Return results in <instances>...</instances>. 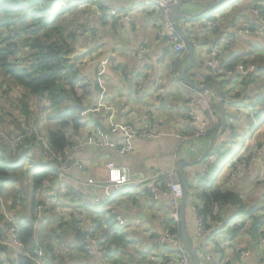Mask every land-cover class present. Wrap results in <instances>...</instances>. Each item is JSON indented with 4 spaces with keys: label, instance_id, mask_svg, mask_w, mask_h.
Listing matches in <instances>:
<instances>
[{
    "label": "trees",
    "instance_id": "16d2710c",
    "mask_svg": "<svg viewBox=\"0 0 264 264\" xmlns=\"http://www.w3.org/2000/svg\"><path fill=\"white\" fill-rule=\"evenodd\" d=\"M138 3L139 0L136 3L137 5L119 8L120 11H126L130 8L128 15L131 18L130 22L119 27L121 33L128 26L131 28L133 13L139 9ZM105 5L113 6L107 0H0V91L4 93L5 98H8L9 101L13 99V93H9L11 89L17 88L20 91L17 93L18 96L15 97L17 103L21 104L20 114L24 118L23 120H28L33 125L27 131L19 125L17 128L20 129V133L15 138L11 136L9 139L0 137V264H56L59 257L57 251L60 247L67 248L68 244L66 242L73 244L74 247L71 248L77 253L73 256V261L76 262L72 264H124L125 261L126 264H137L138 262L139 264H158L155 261L150 262L146 254L144 257L145 263H142L143 258L139 260L132 255L133 250L130 248V244L145 240L147 243H152L155 249H162L164 256L166 254H177L169 245L163 247L154 245L150 241L151 238L144 236L143 233H133V240L127 239L125 234L121 232L120 227L122 226L116 221V217L122 216V208H112L116 210L115 214H112L111 209L105 211L102 208L103 206L100 207L103 204L99 206L88 205L87 201L93 197L90 196V192L86 191L87 196L85 190L81 187L78 191H75L76 186H70L67 177L60 172V165L65 160L66 151L86 135L85 132L91 124L95 123L92 127L100 128L101 124L97 122V117L91 118L90 115L88 118H84L83 113L88 110L90 104H92L91 102L96 101L94 98L98 99V97L103 98L104 96V93L99 92L93 85L97 82L102 84L104 76H107V70L114 73L116 71V68L112 67V63L109 64L112 55L102 59L104 57L100 53L102 49L97 47L102 45V43H99L101 33L102 35L106 33V36L112 35V29L110 30V28L113 25L108 27L106 23L109 18L112 22H114V19L112 16L109 17ZM263 7L260 6L259 18L256 17L253 23L257 21L256 24H263ZM105 11L109 16L105 14ZM114 27L117 28L116 25ZM202 27L205 31L206 26L202 25ZM218 28L216 26L211 33L207 31L206 35L211 34L210 37H212ZM255 28L258 29V26L253 27L251 23L249 32L254 33ZM85 30L87 36H83ZM259 30L261 33L262 28ZM80 33L82 38L75 42ZM118 35L117 33L115 36ZM220 39L221 37L214 39L212 42L215 43V46L209 50L217 49L218 46H225L229 43L222 42ZM78 41H80L79 45L82 44L85 47H93L94 45L99 50L80 54ZM89 41L93 44H86ZM260 48H263V53L259 56L250 55L251 57L239 59L237 57L236 60L228 58L226 63L222 62L223 66L233 71L234 77L217 80L206 75L203 70L211 72V69L206 67L205 62L202 60L198 61L195 53L193 54L192 66L186 72V75L189 78L196 76L193 70L198 72L202 68V73H198L201 74L198 76L200 82L202 84L215 82L221 89L223 85H231L234 79L239 78V85L231 93L232 101L243 100L245 95H248L251 91L255 93L254 103L264 102V84L256 80V75L264 73V45L262 47L258 46V49ZM75 53L79 56L74 55ZM82 57H88V64L83 63L81 65L79 63ZM96 62L98 63L96 64ZM178 62L181 61L175 58L171 64L172 69L175 68ZM240 63L246 67L256 64L259 68L251 74L241 76L236 72V66ZM88 71L93 72L94 84H90L89 78L85 76ZM173 81L178 82L176 76ZM170 86L173 87L172 84ZM170 86L165 92V100L168 101L166 110L172 111V109H175L177 111L176 107L179 101H176V99H180L183 105L188 106L187 90L178 89L176 94L171 95ZM77 88L83 91L84 100L77 95ZM186 88L188 87L186 86ZM261 91H263L262 94ZM263 108L264 105L259 107V109ZM0 112V120L3 121L4 112ZM34 115H36V118L31 121L29 118ZM6 117L11 116L7 114ZM40 118L43 124L41 127L35 128ZM85 119L88 120L85 121ZM244 119L250 120L247 117H244ZM43 135L46 138L45 143L43 139L41 140ZM234 138L232 134L224 140L220 147L216 148L215 154H212L213 156L216 155L213 162L217 160V155L221 154L227 143ZM246 146L247 144L243 148ZM11 147L14 150H11ZM256 148L257 145H253L249 153L255 154ZM262 155L264 156L263 153ZM261 163L264 166L263 159ZM209 165L211 164L209 163ZM208 168L210 166H206V171ZM262 171V175H264V169ZM202 173L203 176L201 177ZM202 173L195 176L199 180H203L206 178L205 170ZM263 190L264 188H262ZM62 191H65V193L61 194ZM145 192L152 198L148 189ZM49 193L51 195H48ZM67 195L73 200L74 205L81 209L82 213L77 212L78 215L71 214L69 227L62 230L61 218L56 214H52L56 205L48 206L44 200L48 199L50 202L60 201V198L66 199ZM189 196L190 190L188 189L186 212L190 209L188 205ZM261 196L263 197V194ZM161 198L163 197L160 196L158 201L151 199V203L147 202V205L153 206L160 203L164 204V207L157 206L159 208L158 212H164V217L158 218L160 222L154 224L153 227L156 232L153 233V236H157L162 222L167 223L171 232H178L179 230V227H174L168 218V197L164 195V201ZM195 198L198 201L196 211L204 217L202 222L204 232L201 243L211 239L218 232L222 235L226 233L231 236L239 235L237 230H235V234L232 230L233 227L229 228L231 232L224 230V226L228 227L230 224L229 215L234 214L238 219L240 214L247 213L251 215L254 211L257 213L260 210L254 206L246 207L243 210L242 200L244 198L240 197V191L231 190V188L223 185L220 187L215 184L206 186V189L200 195H196ZM8 200L11 203L16 202L7 206ZM17 202L22 204L25 210L29 206V209L26 210L27 214L24 215L19 212L21 209L14 210L15 212L11 211L15 208ZM68 205L72 207L69 203ZM87 206L94 209H92L94 212H91L90 215L104 213L109 215L107 219L93 221L95 226L88 233V236L91 237L90 240H94L91 243L86 240L78 241L77 237L80 235V230L74 228L76 224L82 222L80 216L85 214ZM38 210L42 211L38 212ZM50 216L53 217V220L49 219ZM53 224L56 226H53ZM85 225L86 223H84ZM263 225L261 218H256L251 224V231L248 232L253 235V243H248V247L233 248V253L227 255L226 259L220 258V261H224V264H234V262L235 264H242L244 259L241 256L242 250H249L252 254L258 256L257 245L264 233ZM9 228H12L13 232H10ZM15 238L22 248H17L13 244ZM189 238L192 240L190 236ZM233 239H236V237ZM201 243L196 245L197 251L202 249ZM88 244H90L89 247ZM85 247L93 249L95 255L88 256ZM35 249L42 250L41 258H37L33 253ZM130 249L132 252H130ZM217 250L221 252L220 248ZM116 255L118 260L115 259ZM119 256L123 258V263ZM97 259L99 263H97ZM263 259L264 256L260 259L264 264ZM35 260H38V262ZM60 262H62V259H60Z\"/></svg>",
    "mask_w": 264,
    "mask_h": 264
},
{
    "label": "crops",
    "instance_id": "0c3cea01",
    "mask_svg": "<svg viewBox=\"0 0 264 264\" xmlns=\"http://www.w3.org/2000/svg\"><path fill=\"white\" fill-rule=\"evenodd\" d=\"M107 1L118 8L137 5L136 3L138 2V0ZM215 1L216 0H200L197 2L180 3L178 5V12L196 15L201 11L203 6L210 5ZM253 2L260 3L259 0H245L244 4L236 8L234 12L226 14L225 11V13L218 15L215 20L207 18L204 22H200L201 20L191 21L185 20L181 17L178 18V25L188 39L194 44V53L198 61L202 60L206 64L204 54L208 52L211 47L215 46V43L212 42L214 39L212 37L214 35L216 38L221 37L220 40L229 41L227 45L218 46L217 48V56L221 62L226 63L228 58L236 60L237 57V59H239L246 58L250 55L259 56L263 52V49H258V46L262 47L264 45V20L262 22L263 24L260 23V25L256 24L257 21L253 23L256 16L252 15L249 12V9L250 7H256V9L260 8L257 4L254 5ZM138 8L139 9L133 13L131 28L125 29L123 34H119L117 37L112 35L106 36V33H103V35L101 33L99 35V39L101 38L99 43H102V45L97 47L102 49L100 51V53L104 55L102 59L112 55L109 64L112 63V67L116 68V71L114 73L111 70H107V76H104L103 83H100V85L97 82L100 88L99 92H103L104 96L103 98H94L96 101L105 103L101 109V113L98 114L96 118L97 122L101 124L99 130L103 135L109 136L113 139L121 138L123 136V130L120 127V124H128L132 126L136 134L131 142V149L125 154L97 149L86 150L74 154L71 161L78 163L82 169L71 168L65 174V177H67L70 186H81L85 190L87 196L88 193L86 191H88L93 185L100 186L99 189L90 192V196H93L90 199L105 200L106 198H109L106 203L112 201L114 204L112 208H122V216L120 218L126 222L125 229L136 227L132 225L133 222L143 218L142 226L138 227L142 231L141 234L143 233L144 236L150 237V241L153 242L154 245L160 246L153 241L158 236L160 230H158L157 227L158 234L157 236H153V233L156 232V229L153 226L154 224H157L156 222H160V219L158 218L164 217V212H158L159 208H157V206L164 207V204L160 203L159 205L155 204L154 206L147 205V202L151 203L152 198L145 192L146 189L149 190L150 187L158 184L156 180L151 179L157 174L154 169L158 170L160 173H165L172 169L176 172V164L202 158L211 144L213 134L219 129L216 141L214 142L209 155H212L213 153L215 154L216 148H218L219 145L221 146L226 138L232 136V132L229 130L227 131V128L223 133L221 131L220 118L216 108L218 101L217 98L216 100L209 102L210 107L212 108L211 115L199 105L190 106L189 102L187 103L188 106L183 105L180 99H176V101H179L178 106L176 107L177 111H175V109L173 112L171 110H166L168 101L165 100V92L169 89V86L172 84L173 87H177L180 90H183L184 88L181 85V82L178 81L177 83L173 81L174 75L177 78V74L176 66L172 69L171 64L175 58L177 59V54L169 51L164 39L159 40L154 36L157 26L161 24L160 12L157 10H151L142 4L138 5ZM208 21L215 22L219 27L215 30L212 37H210L211 34L206 35L203 30L204 28L202 27V25L207 26ZM251 23L253 27L258 26V29L255 28L253 30L254 33L244 31V25H250ZM198 27L201 29L197 32L194 29ZM260 28H262L261 33L259 30ZM117 38H119L118 44ZM103 45L105 46L102 47ZM126 46H130V52H127V49L125 48ZM87 59L88 57L84 59L83 63L88 64L89 60ZM97 63L98 62H96V64ZM252 65L259 68L256 64ZM189 69L190 68H188L187 71ZM121 72L125 73L124 77L119 75ZM203 72L214 78L210 71L203 70ZM195 75L198 77L201 74L197 73ZM199 83L202 84L201 82ZM211 83L216 84L215 82ZM237 83L236 86L239 85V82ZM228 86L230 87V85ZM235 88H230L229 93L224 91L227 103L232 102L231 93ZM250 93L251 91L248 95ZM190 98L191 96L188 94L187 100L189 101ZM168 111L172 113L171 117H167V115L164 114ZM190 113L195 114L206 123L205 136L199 140L198 145H196L193 150L190 149L186 143H182L177 137L179 135L183 137L191 136L192 133L198 129L199 125L189 118ZM146 121L150 122L149 124L152 125V131L159 133L158 137L148 139L137 135L139 126L148 123ZM164 132H172L173 135L164 136ZM263 140L264 137L262 140L259 139L255 142L251 140V144L241 149L240 153H238V156L241 157L242 152L252 150L251 148H248L250 145L253 147V145L256 144V152L261 158L259 157L257 162H255L254 159H251V161L247 162V165L243 167L239 173L230 171V173L226 174L228 179L223 184L224 186L233 189L232 186L238 184V179L243 180L239 181V186L237 188L241 190L240 197L242 195L244 197L249 190L247 188L248 183L250 184V181H252L251 184L253 188H256L255 190L258 191L256 192V195H258L256 198L257 203L259 202L258 200H260L259 197L261 195L258 193L261 188L257 186L256 183L257 181H263L264 178V175H262L263 171L260 168H257L259 165L262 166V159L264 161V156L262 155V153L264 154ZM206 158H208V156ZM107 160L114 161L127 168L131 179V184L126 188L124 187L125 189L122 188V191H115V195H112L110 192L112 190L106 186L107 171L105 169V163ZM200 163H202V161L183 166L182 171L185 176L201 174L204 171L205 166L200 168ZM254 167L256 168L255 171H253ZM230 180H233V185L229 187L227 182ZM138 184L141 185L138 186ZM125 191H127L126 197L124 199H119L117 194L124 193ZM246 195L245 197H248V195ZM161 197H163L161 200L164 201V196ZM102 206L103 205L100 207ZM19 212H22L24 215L27 214L24 206H22V209ZM79 224L82 227L84 222L82 221ZM79 224L74 226L75 230L77 229L76 226ZM92 224L93 222H86V228L79 233L81 235L84 233L87 234L83 240H86L88 243L94 241L90 240L91 237L88 236V233L90 232L89 226L91 227ZM185 227L187 228L188 235L193 238L196 230V222L194 214L190 209L185 212ZM246 234H248V232ZM234 241L236 242V239H234ZM140 243L142 251L136 252L137 250L134 249V244H130V248L134 249L132 252L134 257L139 260L143 258L142 263H145V254L148 255L146 257L150 262L155 261L156 258H161V255L164 254L162 249H155L152 243H147L146 240ZM89 246L90 244H88V247ZM245 246L248 247V244H245ZM171 256L175 255L172 254ZM115 259L118 260V256L115 257ZM260 259L262 258L249 252V255L243 259L242 264H263ZM121 261L122 263L124 262L123 260ZM220 262L221 264H224V262ZM97 263H99L98 259ZM137 264H139V262Z\"/></svg>",
    "mask_w": 264,
    "mask_h": 264
},
{
    "label": "built area",
    "instance_id": "2783aa9c",
    "mask_svg": "<svg viewBox=\"0 0 264 264\" xmlns=\"http://www.w3.org/2000/svg\"><path fill=\"white\" fill-rule=\"evenodd\" d=\"M200 0H139V3L144 5L145 7L151 9V10H157L160 12L161 16V24H159L154 32V36L161 40L164 39L166 41V44L168 46V49L172 53L177 54V59L182 60L185 57L187 48L182 40V38L178 35V33L175 31L173 23L170 20V13L174 5H179L180 3H186V2H197ZM108 11V14L112 16V18L117 22V24L120 26L124 25L125 23H128L131 21V18L128 15L129 10L121 11L122 14L118 15V12L120 11L119 8L105 5ZM249 11L259 18V9H252L250 8ZM157 24V23H156ZM216 23L212 21L207 22V29L208 32H212L214 28L216 27ZM244 30L249 31L250 25L245 24ZM229 42L226 40H222V42ZM206 59V67H209L211 69V74L214 78L217 80L221 79H228L230 77H234V73L231 69L226 68L223 66L222 62L218 59L217 56V49L208 50L204 54ZM255 65H248L247 67L243 64H238L236 66V72L238 75L246 76L248 74H251L256 70ZM103 71V69H102ZM239 78L234 79L232 81V84L230 85V88L233 89L238 84ZM181 85L184 87L183 89H186L188 94L191 96L189 100V105H199L205 110L206 112L212 113V108L210 107V101L216 100L215 95L210 91H195L190 88H186L185 84L181 83ZM233 85V86H232ZM237 87V86H236ZM225 98V102H226ZM101 107L97 105V103L90 104L88 110L83 113L84 118H88L91 115V118L97 117L98 114L101 113V109L104 106L105 103L101 102ZM227 104V102H226ZM264 104L260 105L262 107ZM244 117H248V114L244 115ZM189 118L194 122L197 123L198 129H196L191 136H177L182 143H186L190 149L193 150V148L198 145L199 140H201L205 136V126L206 123L201 120L198 116H196L193 113H190ZM148 122V121H146ZM148 123L141 124L139 126V129L137 131V135L142 138H156L158 137L159 133H155L152 131L151 127L152 125ZM95 124V123H93ZM93 124L90 125V127L86 130L85 134L82 138L78 140V142L71 146L67 151L65 155V160L62 161L60 165V172L62 175H65L69 169H77L82 167L75 162L71 161V158L74 154L84 152L86 150H102V151H113L118 154H125L130 151L131 149V142L133 138L135 137L136 132L134 131L133 127L128 124H120V127L123 130V136L121 138H107L105 135L102 134V132L95 127H92ZM164 136H172V132H164ZM195 144V145H190ZM220 147V145H219ZM186 151V150H185ZM260 156L257 154H251L246 155L245 152L241 153V157H237L235 160H233L231 164V171H234L235 173H239L243 167L247 165V162H250L251 159H254L255 162L258 161V158ZM59 162L61 160H58ZM64 167V168H63ZM105 169L107 171V181L106 186L107 188H110L112 191L111 194H115V191H122V188L127 187L129 184H131L130 175L128 172V169L125 168L122 165H119L115 163L114 161L107 160L105 163ZM157 174L151 178L152 180H156L158 183L157 185H153L149 188V193L152 196L153 201H157L160 196H167L168 197V206H169V215L168 218L172 225L174 227H179V211H180V203L182 200V190L181 185L179 182V179L177 177V174L174 169L165 172L160 173L158 170L154 169ZM61 178V177H60ZM62 179V178H61ZM141 184H138V186ZM81 186H76L75 191H78ZM82 188V187H81ZM100 186L93 185L88 191H95L96 189H99ZM190 199H189V207L194 214L195 222H196V230L195 234L192 238V242L195 245L201 243V237L203 235L204 229L202 222L204 221V217L199 215L196 211V205L198 204L197 199L195 198V195L190 192ZM109 198H106L105 200H99V199H89L87 201V204L90 206H99L101 204H104ZM188 202V197H187ZM20 209L19 202L16 203L15 208L11 209V211L15 212L14 210ZM111 209V213L115 214V209ZM41 211V210H38ZM75 214L78 215L77 212L74 210ZM116 221L119 223L120 226L125 227L126 222L122 220L120 217H116ZM143 223V218L135 220L133 222V226L141 227ZM10 232H13L12 228H9ZM155 243H157L160 246L163 245H169L172 247V250L177 253L176 256H168L166 254L161 255V258H156L155 262L158 264H190L191 260L189 255L183 250L181 239H180V233L178 232H171L169 230V227L167 223L162 222L160 224V232L158 236L153 240ZM93 242V241H92ZM17 248H22V246L18 243V241L15 238V241L13 242ZM261 248L264 250V233L261 235L257 248ZM87 250V255L92 256L95 255V251L91 248L85 247ZM217 250L215 252V255L217 256ZM104 252V251H103ZM33 253L37 256V258L42 257V250L35 249ZM198 257H199V263L198 264H220V259L218 261L217 257L215 260L208 255V254H202L201 252L197 251ZM249 255V252H241L242 257H247ZM38 262V260H35Z\"/></svg>",
    "mask_w": 264,
    "mask_h": 264
},
{
    "label": "rangeland",
    "instance_id": "374dc122",
    "mask_svg": "<svg viewBox=\"0 0 264 264\" xmlns=\"http://www.w3.org/2000/svg\"><path fill=\"white\" fill-rule=\"evenodd\" d=\"M244 2H245V0H227L221 6L213 9L212 11H210L206 14H204L203 18H201L200 22H204V20L207 18H209L210 20H215V19H217L218 15L225 13V11H226V14H228L229 12L232 13L236 10V8H238L239 6L244 4ZM259 2L260 3H257V2H253V3H254V5L257 4L258 7L264 6V0H259ZM138 5H140V4H138ZM128 10L130 11V8H128ZM263 12H264V7H263ZM105 14H106V11H105ZM120 14H122L121 11L118 12V15H120ZM107 16H109V15H107ZM109 17H111V16H109ZM106 25L108 27L113 25L112 28H110V30L112 29V31H111L112 36H115L117 33L118 34L121 33L119 25L117 24V22H115V20H114V22H112L111 18H109L107 20ZM115 25L117 26V28L114 27ZM204 26H206V25H204ZM129 28L130 27L128 26L127 29H129ZM86 30H87V28H86ZM86 30L84 31L83 36H87ZM194 30H200V29L196 28ZM207 31H208V29L206 26L205 33H207ZM81 33L78 35L79 37L76 38L75 42L79 38H82ZM121 34H123V32ZM212 38L216 39L215 35ZM118 42H119V38H117V44H118ZM79 44H80V41H78L77 45H79ZM86 44L91 45L93 43L91 41H89ZM184 44H185V42H184ZM185 46H186V44H185ZM129 47L128 46L125 47L127 49V52H130ZM118 49H119V47H118ZM79 50H80V54L81 53L86 54L88 51L95 52L98 49L96 47H94V45H93V47L92 46L91 47H85L84 45L81 44V45H79ZM74 55L79 56V54H76V53ZM186 56H187V51H186L184 59L181 60V62H184L185 65L187 64V62H185ZM84 59H85V57L84 58L82 57L80 59L79 63L81 65L83 64ZM200 72H202V68L199 69L198 72H196V70H193V73H195V74L200 73ZM119 75H122V77H124L125 73L121 72ZM85 76L89 78L90 84L95 83L94 82L95 78L93 77V72L88 71V72H86ZM96 77H97V75H96ZM256 77H257L256 78L257 81H260L261 84H264V73L256 75ZM174 78H175V76H174ZM191 78L196 83L200 82V80L197 76H191ZM9 86L13 87L12 85H9ZM95 86H96V84L93 85V87H95ZM170 89H171L170 90L171 95L176 94V92L178 91L177 87H171ZM222 90L225 91L226 93H229L230 87L228 85H223ZM18 92H20V91L17 88L11 89L9 93L10 94L13 93L12 94L13 99L11 101H9L8 98H5L4 93H2L0 91V111L4 112L3 121L0 120V122H2V123H0V137L1 138L6 137V139H9L10 136L12 138H15V136H17L20 133V129L17 128L19 125L22 127L23 130H26V131L33 127L32 123L28 120L27 121L23 120L24 118L20 114V112H21L20 111L21 110L20 105L21 104L19 105L15 99V97L18 96L17 95ZM76 93L78 96L82 97L84 100L83 91L81 89L77 88ZM260 93L262 94L263 91H261ZM165 97H166V95H165ZM254 97H255V93L251 92L249 95H245V98L243 100L240 99L239 101H232V102H229L226 104V106H225V122L227 125V130L231 131L235 138L233 140H230L227 143V145L225 146L223 151H221V154L217 155V160L215 162H213V161L216 158V155H214V156L210 155L208 158H205L202 163L199 164L200 168H203L205 166L204 167V170L206 172V178L205 179L199 180L196 176L187 175V177H186L187 183L190 186V187L188 186V189L195 196L200 195L202 193V191L206 189V186H210L213 184H215L217 186L219 185V187L222 186L226 182V180L228 179L226 174L230 173L232 161H233L234 157L237 156L238 152L246 144H247V146L249 144H251V140H253L254 142L259 140V139L262 140L263 134H264V108L259 109V107H260L259 105H262V103H264V102L259 101L258 104L254 103L255 102ZM92 100H93V98L91 99V101ZM91 103H97L99 108L102 105L101 102H99V101H97V102L94 101ZM173 111H174V109H172V112ZM7 114H9V116H11V117H6ZM164 114H166L167 117H171L172 113H170V111H168L167 113H164ZM246 114H248V119H250V120L244 119V115H246ZM0 115H1V112H0ZM42 115H43V113H42ZM35 118H36V115L30 116L29 119L32 121ZM87 120L88 119H85V121H87ZM42 124L43 123H42L41 118H40L38 120V124L35 125V128L41 127ZM82 136H83V133H82ZM106 137L111 138L109 136H106ZM42 139L45 143L46 138L44 137V135L41 136V140ZM263 142H264V140H263ZM251 147L252 146L250 145L248 148H251ZM11 150H14V149L11 147ZM245 153H246V155H251L249 153V151L248 152L245 151ZM182 159H184V158H182ZM209 163L211 165H209ZM206 166H208V167L210 166V168H208L207 171H206ZM257 168L258 169L260 168L261 170H263L264 166L259 165V167H257ZM255 170H256V168L254 167L253 171H255ZM202 176H203V173L201 174V177ZM216 179H217V183H216ZM239 181H243V180L238 179L237 180L238 184L235 186L233 185V180H230L227 183L229 184V187L233 185L232 186L233 189L238 190L241 193V190L239 188H237L239 186ZM251 183H252V181H250V184L248 183V186H247V188L249 189L248 193L246 192L248 197H245L246 194L244 195V197H243V195L241 196L244 198V200H242V208H243V210H245L246 207L255 206V207H257V209H260V210L257 213L254 211L251 215H249L247 213L240 214L238 216V219H237V217H235L234 214H230L228 217L230 220V224L228 225V227L224 226V230L226 232H231L229 228L233 227L232 230L234 232H235V230H237L239 232V235H232L231 236L227 233L222 235L220 232H218V234L214 235L211 239H209L207 241H203L201 243L202 249L201 250L198 249V251L201 252L203 255L208 254L213 258V260H215L217 257V259L219 261L220 258L226 259L227 255H231L232 253H230V252H233V248L236 247V248L240 249L241 247H246L245 244H248V243L252 244L253 243V235L251 234V232L248 234H246V233L251 231V224L256 218H258V219L261 218L262 222L264 223V207H263L264 206V193H263L264 190L262 191V188H264V185H261V184H264V180L263 181H257V183H256L257 186H259L261 188V190L259 191L258 194L259 195L263 194V197L262 196L259 197L260 200H258L259 201L258 203L256 202L257 201L256 198L258 197V195H256V192H258V191L255 190L256 188H253ZM233 189H231V190H233ZM64 193H65V191H62L61 194H64ZM126 193H127V191H125L124 193H119V194H117V197L119 199H124L126 197ZM48 195H51V193H49ZM44 197H43V199H44ZM189 198H191V197L189 196ZM44 201H45L46 205H48V206L49 205L54 206V204L56 205V206H54L55 210L52 214H56V216L61 218L62 230L69 227L70 222H71L70 221L71 220L70 215L75 214L74 210L76 212L82 213L81 209L74 205L73 200L70 199L68 197V195L66 196V199L60 198V201L57 200V201L50 202V201H48V199L44 200ZM15 202L11 203V201L8 200L7 206H10L11 204H14ZM68 203L70 205H72V207H69ZM113 205L114 204L112 203V201H110V202L108 201L107 203L105 202L103 204L102 208H103V210L106 211V210H109L110 208H112ZM22 206L23 205L20 204V209H22ZM27 209H29V206L26 207V210ZM92 209H93L92 207L87 206L85 208V211H86L85 214H81L80 218L82 219V221L84 223L97 221V219L101 220V219L109 218V215L107 213L89 215L94 210V209L93 210ZM49 210H50V208H49ZM41 211H38V212H41ZM69 217H70V219H69ZM49 219L53 220V217L50 216ZM94 224L95 223H93L91 227L89 226L90 232L92 231V228L95 226ZM53 226H56V225L53 224ZM76 228L81 229L80 232H82V230L85 229L86 227L84 225H82V227H81V225L79 224L76 226ZM125 228L126 227H120L121 232L123 234H125L127 239H131V240H133V233L141 234V232H142L141 229L138 227H132V228H127V229H125ZM263 228H264V225H263ZM68 233H70V232L68 231ZM260 233L262 234V232H260ZM235 234H236V232H235ZM235 237H236V242L233 239ZM66 243L68 244L67 248L66 247H60L57 251L59 254V257H58V262L56 264H60V263L61 264H72L73 262H76L75 260L73 261V256L77 255V253L75 252L74 249L71 248L72 246L74 247V245L71 243H68V242H66ZM133 244H134V249L137 250L136 252L142 251V249L140 247V245H141L140 242L135 241ZM218 248L221 249L222 253L220 251H217V256H216L215 252H216V249H218ZM134 249H132V250H134ZM132 250L130 249V252H132ZM247 251L250 252L249 250H242L241 252H247ZM258 251H259L258 256L260 258H263L264 250L259 247ZM169 255H171V254H168V256ZM176 255L177 254H175V256ZM119 257L121 260H123V258L121 256H119ZM60 259H62V262H60ZM222 262H224V261H222ZM124 264H126V261L124 262Z\"/></svg>",
    "mask_w": 264,
    "mask_h": 264
},
{
    "label": "water",
    "instance_id": "95a60500",
    "mask_svg": "<svg viewBox=\"0 0 264 264\" xmlns=\"http://www.w3.org/2000/svg\"><path fill=\"white\" fill-rule=\"evenodd\" d=\"M226 1L227 0H216L215 2H213L210 5L203 6L201 8V11L196 15H189L186 13L178 12V5H174L172 10H171V13H170V20L173 23L174 29L178 33V35L182 38L183 42H185L186 48H187V56H186L187 64L185 65L184 62H179L176 65L177 80L180 81L181 83L185 84L188 88L193 89L195 91H210L215 95V97L218 99L217 104H216V108H217L219 118H220V128H221L222 133L227 128L226 122H225V105H226L225 92L219 86H217L214 83H208V84L196 83L186 75L187 69L192 66L193 54H194V48L195 47H194L193 42L191 40H189L188 37L184 34L183 30L180 28V26L178 25L177 22H178V18H180V17L184 18L185 20H191V21L201 20V18H203L204 14L212 11L213 9H215L219 6H221ZM198 29H200V27H198ZM263 30H264V28H263ZM195 31H198V30H195ZM95 88L96 89L99 88L98 83H96ZM98 90L100 91V88ZM218 131H219V129L213 134V136L211 138V144H210L207 152L202 156V158H200L198 160H193V161H189V162H180V163L176 164V174L179 178V182H180L181 190H182V200L180 203V211H179V230H180L179 233H180V239H181L183 250L190 257V260H191L190 264H198L199 263V257L197 254V249L194 246L191 239L189 238V236L186 232V227H185V212H186L187 196H188V183H187L186 176L182 171V167L186 166L190 163L194 164L198 161H200V162L203 161V159H205L209 155V153L211 152L212 146H213L214 142L216 141ZM86 236H87V234L84 233L81 236H78L77 240L82 241Z\"/></svg>",
    "mask_w": 264,
    "mask_h": 264
},
{
    "label": "clouds",
    "instance_id": "9594fccd",
    "mask_svg": "<svg viewBox=\"0 0 264 264\" xmlns=\"http://www.w3.org/2000/svg\"><path fill=\"white\" fill-rule=\"evenodd\" d=\"M260 106V105H259Z\"/></svg>",
    "mask_w": 264,
    "mask_h": 264
}]
</instances>
